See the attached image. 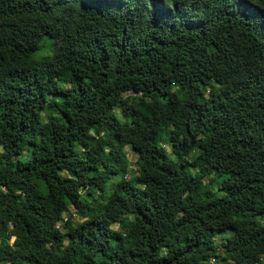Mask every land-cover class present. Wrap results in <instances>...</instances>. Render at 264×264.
Returning <instances> with one entry per match:
<instances>
[{
	"label": "trees",
	"instance_id": "1",
	"mask_svg": "<svg viewBox=\"0 0 264 264\" xmlns=\"http://www.w3.org/2000/svg\"><path fill=\"white\" fill-rule=\"evenodd\" d=\"M263 257L264 0H0V264Z\"/></svg>",
	"mask_w": 264,
	"mask_h": 264
},
{
	"label": "rangeland",
	"instance_id": "2",
	"mask_svg": "<svg viewBox=\"0 0 264 264\" xmlns=\"http://www.w3.org/2000/svg\"><path fill=\"white\" fill-rule=\"evenodd\" d=\"M165 132L162 133V138H161V146L165 149L167 155L174 161L176 162L177 164L179 165H182V166H189L190 162H191V158L190 157H185L182 152H180L178 149H175V146L174 145H171V144H167L166 141H164V137H165ZM126 153H127V156H128V159L134 163V161L136 160L134 154L129 150L127 149L126 150ZM132 170L135 172V167L132 166ZM206 182H208V180H205ZM65 219L66 220H70L72 221L73 223H78V218L75 214L74 211L68 213L65 215ZM13 241V240H12ZM222 242L221 239L218 240V243L220 244ZM214 262V260H213ZM212 262V263H213ZM260 264H264V257L261 261Z\"/></svg>",
	"mask_w": 264,
	"mask_h": 264
}]
</instances>
